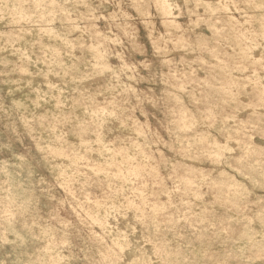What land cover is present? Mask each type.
Masks as SVG:
<instances>
[{
    "label": "rangeland",
    "instance_id": "374dc122",
    "mask_svg": "<svg viewBox=\"0 0 264 264\" xmlns=\"http://www.w3.org/2000/svg\"><path fill=\"white\" fill-rule=\"evenodd\" d=\"M0 264H264V0H0Z\"/></svg>",
    "mask_w": 264,
    "mask_h": 264
}]
</instances>
